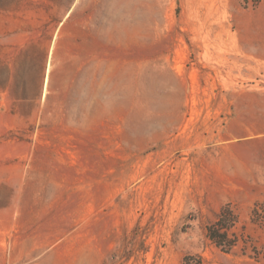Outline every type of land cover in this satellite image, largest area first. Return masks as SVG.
Returning a JSON list of instances; mask_svg holds the SVG:
<instances>
[{"label": "rangeland", "instance_id": "rangeland-1", "mask_svg": "<svg viewBox=\"0 0 264 264\" xmlns=\"http://www.w3.org/2000/svg\"><path fill=\"white\" fill-rule=\"evenodd\" d=\"M0 264H264V0H0Z\"/></svg>", "mask_w": 264, "mask_h": 264}, {"label": "trees", "instance_id": "trees-1", "mask_svg": "<svg viewBox=\"0 0 264 264\" xmlns=\"http://www.w3.org/2000/svg\"><path fill=\"white\" fill-rule=\"evenodd\" d=\"M253 215L257 214V208L253 209ZM235 224V217L227 210H223L217 218L216 223L208 227V238L218 247L231 249L234 242L229 238V229Z\"/></svg>", "mask_w": 264, "mask_h": 264}]
</instances>
